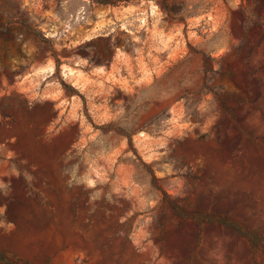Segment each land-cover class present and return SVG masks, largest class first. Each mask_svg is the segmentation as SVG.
Masks as SVG:
<instances>
[{"label": "rangeland", "instance_id": "374dc122", "mask_svg": "<svg viewBox=\"0 0 264 264\" xmlns=\"http://www.w3.org/2000/svg\"><path fill=\"white\" fill-rule=\"evenodd\" d=\"M0 253L264 264V0H0Z\"/></svg>", "mask_w": 264, "mask_h": 264}, {"label": "trees", "instance_id": "16d2710c", "mask_svg": "<svg viewBox=\"0 0 264 264\" xmlns=\"http://www.w3.org/2000/svg\"><path fill=\"white\" fill-rule=\"evenodd\" d=\"M93 3L104 5V6H118L122 4H128L133 1L137 0H89ZM163 6L164 9L167 10V5L170 0H159ZM37 37V36H36ZM40 41H46V38L42 35H39ZM208 221L210 222H218L220 224H224L226 226L231 227L234 231H236L238 234L245 236V237H250L252 238L251 242L253 244L254 239H255V231L249 230L246 228L241 222L229 218L226 214H218V216H215L214 214H208L207 218ZM255 245V244H253ZM0 264H18L17 261L9 259L8 257L4 256L3 254L0 253Z\"/></svg>", "mask_w": 264, "mask_h": 264}]
</instances>
